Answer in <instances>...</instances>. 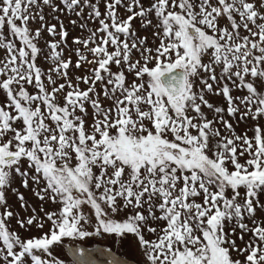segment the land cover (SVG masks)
Segmentation results:
<instances>
[{"label": "snow or ice", "instance_id": "1", "mask_svg": "<svg viewBox=\"0 0 264 264\" xmlns=\"http://www.w3.org/2000/svg\"><path fill=\"white\" fill-rule=\"evenodd\" d=\"M45 8L88 32L84 75ZM0 54V264H67L66 241L129 234L143 264H264V0H0ZM17 184L39 213L11 210L8 192L31 207Z\"/></svg>", "mask_w": 264, "mask_h": 264}, {"label": "rangeland", "instance_id": "2", "mask_svg": "<svg viewBox=\"0 0 264 264\" xmlns=\"http://www.w3.org/2000/svg\"><path fill=\"white\" fill-rule=\"evenodd\" d=\"M100 10L101 12L104 11V6L103 3L100 4ZM46 20L48 23L55 24L57 28V32L60 30V22L62 21L67 32V45L64 46L62 45L61 47L63 48V53H64V58L67 59L71 57L72 60V67L69 70V75L71 76H78V75H84V69H77L75 68V61L77 57L74 54V50L77 47H80L79 45H76L73 43V38L75 37H81L85 38L88 35V32H82L81 29L79 28L78 25H73L70 23L71 20H78L77 17H75L74 14H66V13H52L51 9L45 8L44 9ZM120 14L121 16H126L127 13H125L124 9H120ZM53 16H57L59 19H54ZM80 21H78L79 23ZM223 23V21H222ZM39 25L36 23H32L30 27L33 29L38 27ZM89 28H95L97 27L96 24L89 22L88 24ZM133 28L136 29L137 34L139 36H147L148 37V44L150 47H155L156 45L152 43L153 37H152V29L149 28L147 30H144L140 27V22L139 20L133 21ZM44 39L40 41V47L44 50V54H47L49 49L45 46V41L46 40H51L53 39L52 37H49L47 32H44ZM56 40H59V36L55 37ZM83 50V49H82ZM2 55V54H0ZM91 58V57H90ZM135 58V57H134ZM38 64L43 68L47 69L49 64L44 60V56L41 55L40 59L38 60ZM85 68L89 67L88 65L84 66ZM115 70V69H114ZM133 77L129 76L128 79L131 80ZM63 82V81H60ZM198 83V82H197ZM84 85L81 84V88H83ZM31 91V89H29ZM210 102L217 104L218 106L222 102L221 97H209ZM108 103V102H105ZM89 111H91L89 109ZM211 118V117H210ZM90 119V117H89ZM246 126L244 124L239 125L236 127L237 133H241ZM251 135V133H249ZM16 187L19 188V185H15ZM20 192H22L25 196V199L28 201V204L31 206L27 209V211L23 208L20 207V202L17 200L16 196L12 192L7 193V198H8V203L11 205V210L14 212H18L21 218L27 219L28 216L32 215V209L35 208L36 211L39 213V204L40 202L32 195L30 190H26L23 188H19ZM264 199V197H262ZM46 211H51L54 210L55 206L52 205L51 203H48L44 205ZM42 216L43 214L40 213ZM12 228H14L17 232H19L22 236H39L42 233L37 230L35 227L31 229L30 232H25L23 229L19 228L18 225L16 224L15 220H12L11 223ZM48 230V226H45L44 231ZM151 238V237H148ZM247 239V237H245ZM66 246L61 249L57 247L54 250V254L67 262V264H73V258L72 254L69 251L70 248L72 247H81L86 250H99L103 249L104 252L101 253L100 251H93L92 255L93 258L98 260L100 264H103L104 260L106 259V253L111 252L113 255H117L120 258H123L126 261V264H143V256L141 249L138 245L137 238L134 235L129 234L126 239H123L121 241H116L114 242V238L110 239L108 236H96L92 238L85 239L83 241H75V242H65Z\"/></svg>", "mask_w": 264, "mask_h": 264}]
</instances>
